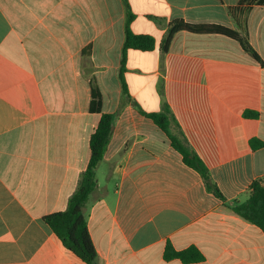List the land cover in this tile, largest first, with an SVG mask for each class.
<instances>
[{
    "label": "crops",
    "instance_id": "crops-1",
    "mask_svg": "<svg viewBox=\"0 0 264 264\" xmlns=\"http://www.w3.org/2000/svg\"><path fill=\"white\" fill-rule=\"evenodd\" d=\"M128 2L132 31L157 40L128 50L129 93L145 112L169 103L225 201L125 100V0H0V264H86L44 217L67 209L88 166L93 86L115 115L85 210L94 264H185L165 259L168 243L196 247L204 260L191 264H264V231L232 209L264 179V1ZM175 20L236 30L262 63L236 40L188 31L163 56Z\"/></svg>",
    "mask_w": 264,
    "mask_h": 264
},
{
    "label": "trees",
    "instance_id": "trees-1",
    "mask_svg": "<svg viewBox=\"0 0 264 264\" xmlns=\"http://www.w3.org/2000/svg\"><path fill=\"white\" fill-rule=\"evenodd\" d=\"M125 7V42L119 70V79L123 87L125 100L132 103L142 115L153 120L159 129L167 135L172 147L181 154L184 164L201 175L207 191L218 199L225 201V197L217 183L213 180L209 168L191 146L169 103L163 101L159 112H145L132 99L125 80L128 50L153 51L157 47V40L151 35H138L132 31L131 24L135 19V15L131 10L128 0H125ZM181 31L226 36L238 41L246 52L262 63L257 51L250 45L247 38L238 31L221 25L191 24L182 20H175L169 25L167 33L160 43L163 56L168 53L175 35ZM90 111L100 113L101 118L98 127L90 138V159L88 166L81 176L77 191L68 201L67 209L44 217L46 223L52 228L65 248L86 264L95 263L97 260V250L89 232L85 210L91 196L97 189V168L104 159L115 120L114 114L102 112V95L96 86L92 87ZM259 116L260 114L255 111L247 110L244 112L245 118L257 119ZM251 145L253 148H256V141H251ZM232 209L236 214L264 231V179L254 181L249 188V198L245 202H235ZM164 256L167 260L179 259L185 264L199 263L204 260L203 254L196 247L177 251L171 243L166 245Z\"/></svg>",
    "mask_w": 264,
    "mask_h": 264
}]
</instances>
